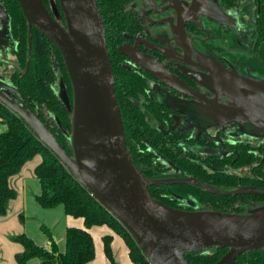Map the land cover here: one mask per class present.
I'll return each instance as SVG.
<instances>
[{"label": "trees", "instance_id": "1", "mask_svg": "<svg viewBox=\"0 0 264 264\" xmlns=\"http://www.w3.org/2000/svg\"><path fill=\"white\" fill-rule=\"evenodd\" d=\"M52 16L63 26L64 14L58 0H42ZM135 0H97L103 19L115 76L117 102L121 108L126 144L142 174L151 180H184L169 186L149 187L152 196L168 206L187 211H218L251 214L264 210V144L249 139L227 146L229 154L218 156L208 151L187 150V145L214 149L206 133L196 138L192 130L172 129L174 110L148 97L147 77L142 68L135 72L123 50L126 35L142 32L136 12L128 9ZM226 12L238 11L240 0H221ZM251 13L254 29L244 32L254 54L264 46V0H254ZM9 17L10 32L15 40L16 70L10 79L23 100L44 123L71 156L73 140L74 91L61 51L34 27H30L17 0H0ZM52 5L57 6L56 17ZM252 35V36H250ZM131 68V69H130ZM153 78V77H151ZM64 95L66 97H64ZM160 123L164 130L155 127ZM212 145V146H211ZM39 182L35 202L44 209L63 206L68 218L82 225L66 228L65 250L59 248L55 235L45 224L41 233L49 248L38 245L30 236L19 233L9 238L22 252L15 255L17 264H92L97 258V234L108 264H121L116 245L122 246L130 264H150L130 232L83 187L58 157L30 129L26 121L0 102V217L11 214V203L19 197L14 178L27 166ZM206 186V187H205ZM208 187V188H207ZM24 221V214H20ZM229 252L214 248L187 253L191 264H216ZM236 264H264V250L244 253Z\"/></svg>", "mask_w": 264, "mask_h": 264}, {"label": "water", "instance_id": "2", "mask_svg": "<svg viewBox=\"0 0 264 264\" xmlns=\"http://www.w3.org/2000/svg\"><path fill=\"white\" fill-rule=\"evenodd\" d=\"M17 1L30 27L37 29L61 51L67 65L74 91V155L63 149L17 88L0 83L3 89L0 90V102L26 121L80 184L130 232L150 264H191L184 259L187 253L214 248L229 250L216 264H236L244 253L264 250V210L242 215L183 211L169 208L152 196L149 187L169 186L184 180H151L139 171L133 161L126 144L107 36L97 0H58L66 20L65 27L52 16L42 0ZM173 1L177 5L171 3L162 10H173L178 17V32L174 31L173 40H177L176 45L181 48L185 60H174L183 63L189 60L190 64L197 65V69L210 74L218 84L232 86L238 83L264 96L263 85L227 69L225 64H232V61L219 56L218 46L211 39L202 41L199 38L201 34L206 35L199 25L201 18H208L220 27L235 29L233 17L226 15L210 0H188L190 3L185 8L180 6L179 0ZM52 7L59 17L57 6ZM4 14L5 10L0 5V17ZM188 24H194L201 33L190 39L186 31ZM193 40L213 59L196 49L192 45ZM137 53V48H133L131 61L165 87L200 102L219 120L220 126L227 122H240L264 129V99H252L241 104L242 110L238 113H225L217 99L211 100L199 91L191 90L153 57L147 62L136 59ZM126 54L129 55L128 49Z\"/></svg>", "mask_w": 264, "mask_h": 264}, {"label": "rangeland", "instance_id": "3", "mask_svg": "<svg viewBox=\"0 0 264 264\" xmlns=\"http://www.w3.org/2000/svg\"><path fill=\"white\" fill-rule=\"evenodd\" d=\"M210 1H212L216 6L222 9L221 0ZM240 1L242 3V6L239 8V11H236L233 14L234 17L233 15L231 16L233 17L237 29H243L247 31L250 30L251 27H253L249 15V9L247 8L250 1ZM135 4H139V2L136 0L133 5ZM160 20L164 21V19L161 17H157L155 15L151 16L150 20L148 21V32L165 41L172 37L173 31H171L170 22L159 25H151V23H156ZM199 25L206 32V36L199 37L202 41L211 39L212 43L216 44L217 46H223L226 44V46L230 48L233 47L237 29H232L230 27H220L208 18H201L199 21ZM237 43H239V46H241V48L248 51L247 46L243 45L239 41ZM15 46V40L13 36H11L10 32L9 17L8 15L6 16V14H4L3 17H0V83L5 84L6 86H10L12 84L10 75L14 70H16L17 66L15 65L14 51H12ZM203 48L204 47H201V49ZM223 54H226V52ZM205 55L209 58L211 57L209 53ZM243 58L244 65L241 68L240 72L245 74V76L247 77L255 78L258 83L264 86V47H262V49L260 50L259 59L253 58L252 56L250 57L249 54L244 55ZM151 86L160 89L159 93L158 91L156 92V90H152L151 95L155 96L159 102L172 106L174 108V111L176 109V112L173 114L175 122L172 127L178 129H191L194 137L203 132L211 136L217 142H222L225 140L234 141L239 138H264V129L247 123H229L225 125V129L219 128L218 120L200 103L180 99L179 97H175L173 94H168L169 92L166 89L161 88L159 85H156V83L153 81L151 83ZM155 125H157L159 129H161L160 125H158L156 122ZM223 130L225 131V133H222ZM187 149L197 150L198 147L187 145ZM216 152L221 156L229 154L227 149H219L216 150ZM31 166L33 165L27 166V168L24 170H26L27 172ZM18 177L24 178L21 188L22 191L16 187L15 182L14 188L21 196V204L24 209L20 212V210L13 206L14 208L12 209V215L9 220L10 224L5 225L4 223H0L2 234L4 236H7V238H11L16 234H19L15 230L9 231L10 228H14L12 224L15 217L20 226L24 227L23 229L25 230L26 234L30 235L38 245L43 246L47 239L46 236L41 233L40 226L45 224L52 230V233L55 235L56 241L59 243L62 251H64L66 242L65 228L67 225V216L64 212L63 206H59L56 209L52 210L41 208L36 204L34 200V196L40 193V186L38 180L34 178L33 171L32 178L23 176V171L18 175ZM20 214H24L26 222L20 221ZM0 253L1 255H4L3 250L0 251ZM29 264L39 263L38 260H32Z\"/></svg>", "mask_w": 264, "mask_h": 264}, {"label": "flooded vegetation", "instance_id": "4", "mask_svg": "<svg viewBox=\"0 0 264 264\" xmlns=\"http://www.w3.org/2000/svg\"><path fill=\"white\" fill-rule=\"evenodd\" d=\"M135 1L130 3V5L128 6V9L135 10L137 18H139L141 21L142 32H140V33L136 32V34H132V33L127 34L126 35L127 41L125 42V45L122 46L123 50L125 49L124 52H125V55L129 61L128 63L131 66L132 70H134L137 73V72H140V69L142 68L138 64L136 65L130 59V55H132V53H133V48L136 47L137 52H138L137 54H135L136 59H138L142 62H147L148 59H151L153 57L156 61H158V63L163 64L172 74L181 78L186 83V86L188 88H190L191 90H193V91L197 90L200 93H202L203 95L207 96V98H210L211 100L217 99L218 104L222 107V111L225 113H238V111L242 110L241 104H244V103L247 104L249 102V100L251 101L252 99H255L257 101L260 99L261 100L264 99L263 95H261L259 93L257 94V92H255L253 90H249V89H247L241 85L238 86L237 92L235 91V88H234L235 84L233 86H227V85L220 86L213 79V77L210 74L203 73L202 71L197 69V65L190 64L189 60L187 63H183V61H181V60L180 61L174 60V59L185 60V56L182 54L181 48L178 45H176L177 40L175 39L176 42L173 40L174 31L178 32L177 31L178 17L173 10H164L163 11L162 9H164V7L165 8L169 7L171 5V3L174 5H177V3L175 1H173V0H147L150 3L148 5L145 3L144 0H137L139 2V4L133 5L135 3ZM178 3L180 4V6L182 8L183 7L185 8V6L188 7V3H190V2H188V0H179ZM224 13H225V11H224ZM251 13H253V12L251 11L249 14H251ZM153 15L163 18L164 21L160 20L159 22L151 23V25H155V24L159 25V24H164V23L170 22L171 31H173L172 37L170 39L164 41V40H161L160 38H158L157 36H154L148 32V21L150 20V17ZM252 15L253 14H251V17H250L251 21L253 20ZM252 24H253V22H252ZM221 27H223V26H221ZM254 28L255 27H253V29L247 30L246 32L250 33V32H252V30H255ZM235 29H237V28H235ZM186 31H187L188 37L190 39H193L196 35L201 33V31L196 30V26L194 24L193 25L188 24L186 26ZM244 32L245 31H241V30L239 32V29H237V34L235 37L233 47L230 48V47L226 46V44L223 46L219 45L218 46V50H219L218 54L220 57L227 58V60L228 61L230 60V62L232 61V64H228V63L225 64L227 69L234 70L235 72H238L240 75L247 77V76L241 74V72H240L241 68L244 65L243 64L244 58H243V56H241V52H246V55L249 54V56L251 57L254 55V50L256 49V46L254 43L252 44V42H254V40L252 38H251V42L248 41ZM176 34L178 37V33H176ZM203 36L204 35L201 34V37H203ZM250 36H252V35H250ZM238 41L240 43H242L243 45L247 46L248 51L243 50V48H241V46H239V43H237ZM192 45H194L196 49L201 50L204 54H207L204 51V48L201 49L202 46L199 45V43L197 41L193 40ZM127 49H128L129 55L126 54ZM225 52H226V54H223ZM165 54L167 56L173 58V59L166 57ZM149 76L150 77H147V84H148V88H149L148 97L150 100L153 99L156 103L163 105V103L159 102L155 96L151 95L152 90H156V92L158 91V93L160 90L154 86H151V83L153 81L156 83V85H159L161 88L166 89L169 92L168 94H173L175 97H179L180 99L189 100L192 102H198V101H196V100H194L188 96H185L183 94H179L178 92H176V91H174L168 87H165L162 83L157 81L153 76H151V75H149ZM151 77H153V78H151ZM197 77L200 78L201 80L199 81ZM247 78L255 80V78H253V77H247ZM0 90L3 91L2 88H0ZM198 103H200V102H198ZM164 105H166V104H164ZM172 109L174 110L173 107H172ZM174 112H176V109ZM174 120H175V118H174ZM153 122L155 125L154 120H153ZM156 123L158 125H160V128L163 131L164 127L160 123H158V122H156ZM218 123H219V120H218ZM229 123H237V122H227L223 126L219 125V128L225 129L226 128L225 125L229 124ZM172 126H173V124L168 125L167 130L177 129V128L172 127ZM155 127H157V125H155ZM180 130L182 131V130H187V129L182 128ZM222 133H225V131L223 130ZM192 135H193V133H192ZM206 135H208V134H206ZM197 136H199V135H197ZM209 139H210V141L213 142L214 149L210 150V149L199 148L198 146H196V147H198L197 150L198 151H205L206 150V151L210 152V154L212 153V154L218 155L216 150L227 149L226 148L227 146L225 145V143H228L229 145H235L236 143L243 142L244 140L249 139L252 142H253V140H258V141L261 140L260 142L264 144V138H262V137H253V139L239 138V139H236L234 141L225 140L222 142L215 141L211 136H209ZM187 150H192V149H187ZM197 150H193V151H197ZM218 156H221V155H218Z\"/></svg>", "mask_w": 264, "mask_h": 264}, {"label": "crops", "instance_id": "5", "mask_svg": "<svg viewBox=\"0 0 264 264\" xmlns=\"http://www.w3.org/2000/svg\"><path fill=\"white\" fill-rule=\"evenodd\" d=\"M249 1H248L249 2V5L247 6V8L249 9V13L251 11L254 12L255 9H256L255 5L253 4L254 0H249ZM240 3H241V1H240ZM241 6H242V3H241ZM238 11H239V9H238ZM235 12L234 11H230V12H226L225 11V14L226 15H233ZM249 15L251 17V14H249ZM233 17H234V15H233ZM253 27H254V25H253ZM253 27H251L250 29H253ZM225 28H227V27H225ZM240 30L246 32V30H243V29H239V32H240ZM261 49H262V47H260L258 49V51H257L258 52L257 53L258 55H255L254 54L252 57L253 58H256V59H259L260 58V50ZM243 50H245V49H243ZM245 51H247V50H245ZM244 55H246V52H241V56H244ZM241 74H243V73L241 72ZM243 75H245V74H243ZM23 176H28V178H32V171H31V169H28L27 172H26V170H24L23 171ZM23 181H24V178L23 177H18L17 176V177L14 178V182L16 183V187L19 188V190H21V188H22ZM35 196H34V200H35ZM21 202H22V200H21V196L19 194V197L15 201H13L11 203V205H10V207H11V214L7 218L0 217V223H4L5 225H9L10 224V221L9 220H10L11 215H12V209L14 207H16L18 210H20V212L23 211L24 207L22 206ZM24 221H25V216H24ZM12 225H13V227L15 229L14 228H10L9 231H14L15 230L17 233H25L26 234L25 230L23 229L24 227H21L20 226L19 222L16 220L15 217L13 219V224ZM71 225H78V226H80V225H82V223L80 221H78V220H75V219H72V218L70 219V218L67 217V225H66V228L68 226H71ZM66 228H65V231H66ZM28 236H30V235H28ZM96 236H97L98 252H97V258H96L95 262L92 263V264H108V261H106V258H105L104 252H103V248L101 247V236H102V234L101 233H98ZM55 241H56V238H55ZM56 243H58V242L56 241ZM43 246H45L46 248H49V245H48L47 241L45 242V244ZM58 246L60 248L59 243H58ZM2 250L4 251V255H1V253H0V264H17L16 261H15V255L17 253L22 252V248L17 243H12L9 240V238H7V236H4L2 234V229H0V251H2ZM61 250H62V248H61ZM63 250H64V248H63ZM116 251L119 254V261H121V264H130L128 262V260L126 259L125 251L123 250V247L122 246L116 245Z\"/></svg>", "mask_w": 264, "mask_h": 264}, {"label": "bare ground", "instance_id": "6", "mask_svg": "<svg viewBox=\"0 0 264 264\" xmlns=\"http://www.w3.org/2000/svg\"><path fill=\"white\" fill-rule=\"evenodd\" d=\"M235 84V85H234ZM234 84H232V86L234 85V88H235V91L237 92L238 91V86L240 85V84H236V83H234ZM220 86H225L224 84L223 85H221V84H219Z\"/></svg>", "mask_w": 264, "mask_h": 264}]
</instances>
